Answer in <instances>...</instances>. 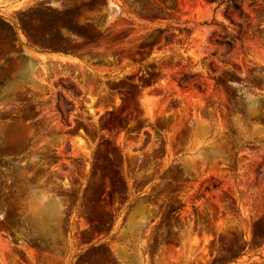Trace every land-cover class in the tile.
Masks as SVG:
<instances>
[{
  "label": "rangeland",
  "instance_id": "374dc122",
  "mask_svg": "<svg viewBox=\"0 0 264 264\" xmlns=\"http://www.w3.org/2000/svg\"><path fill=\"white\" fill-rule=\"evenodd\" d=\"M237 3L0 0V264H264V0Z\"/></svg>",
  "mask_w": 264,
  "mask_h": 264
},
{
  "label": "trees",
  "instance_id": "16d2710c",
  "mask_svg": "<svg viewBox=\"0 0 264 264\" xmlns=\"http://www.w3.org/2000/svg\"><path fill=\"white\" fill-rule=\"evenodd\" d=\"M212 1L217 2L218 5L224 4L226 10L231 9L234 12H237L239 15L242 14L240 7H239V4L237 3V0H212ZM235 38H237V37L236 36L231 37V39H235ZM226 44L230 46V42H227Z\"/></svg>",
  "mask_w": 264,
  "mask_h": 264
}]
</instances>
